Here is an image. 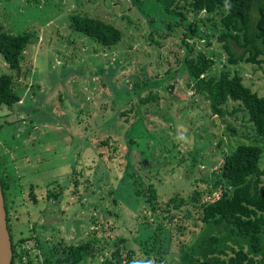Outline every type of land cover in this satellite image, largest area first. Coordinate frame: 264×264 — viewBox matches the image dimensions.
Listing matches in <instances>:
<instances>
[{
	"label": "rangeland",
	"instance_id": "374dc122",
	"mask_svg": "<svg viewBox=\"0 0 264 264\" xmlns=\"http://www.w3.org/2000/svg\"><path fill=\"white\" fill-rule=\"evenodd\" d=\"M73 12L116 24L124 32L120 45L105 48L75 30ZM187 18L201 32L187 39L196 45L192 55L202 50L216 60L211 74L238 72L264 95V63L231 64L218 21L205 11ZM173 19L155 0H0V32L31 33L20 70L0 54V74H16L21 95L13 105H0V171L11 181L16 236L36 230L43 250L97 236L100 245L126 238L145 258L140 240L162 224L171 241L166 256L153 264H184L182 243L211 231L201 220L195 188L211 189L213 196L222 186L225 156L241 143L264 150V140L239 102L229 100L225 115L215 114L209 99L189 84L181 67L187 26L170 28ZM177 68L169 79L168 71ZM159 83L153 87L158 98L140 103L138 91ZM140 108L143 121L137 124ZM127 122L134 123L130 148ZM128 150L134 166L119 185L108 167L102 181L96 179L102 172L95 154L103 165L116 159L126 168ZM151 182L159 189L157 200L146 194ZM23 246L44 260L33 239ZM101 257L80 264H99Z\"/></svg>",
	"mask_w": 264,
	"mask_h": 264
},
{
	"label": "trees",
	"instance_id": "16d2710c",
	"mask_svg": "<svg viewBox=\"0 0 264 264\" xmlns=\"http://www.w3.org/2000/svg\"><path fill=\"white\" fill-rule=\"evenodd\" d=\"M155 1L163 7L166 16L174 18L168 22L170 28L178 25L187 26L182 38L184 54L181 58V67L186 68L193 81L189 84L196 92L204 94L209 99L215 114L225 115V104L229 100L239 102L248 112L256 134L264 140V95H260L251 86L246 85L244 76L238 72L233 74L224 68L219 75L211 74V68L216 60L202 50L192 55L196 45L187 41L189 37L201 35L200 26L192 19H188L187 15L190 12L196 15L205 11L214 17V23L216 19L222 26L219 40L224 43L223 48L228 53V61L231 64L242 61L263 64L264 0H227L230 5L228 8L225 7L226 0ZM181 3L186 4L188 8L181 7ZM71 25L105 48L118 47L124 36V32L116 24L79 12H73ZM30 39L31 33L0 32V54L11 68L21 69ZM180 69L174 71L170 69L167 73L170 75L169 79ZM15 75L0 74V105H13L20 100L21 95L16 89ZM160 84H153L141 93L138 91L141 101L139 102L148 104L150 99L158 98L157 91H153L156 88L153 87H158ZM138 111V117H141L142 108ZM138 120L143 121V118L137 119V124ZM133 126L134 123L126 124L125 137L128 139L129 148L132 143L129 131ZM263 152L262 146L258 144H239L233 152L225 156L220 168L219 180L222 183L220 189L212 196L211 189L203 192L195 188L194 200L196 205L199 202L201 220L211 231L199 234L190 244L182 243L180 259L184 264H264V170L260 167ZM126 154H129V161L125 163L126 168L125 166L120 168V162L117 163L116 159H110L109 166L103 165L99 161L100 155L95 154L93 161L100 167L96 171L102 172L98 175L101 178L96 175V179L102 181L108 167L111 182L119 185L127 167L134 166L130 150ZM0 182L12 240V264H80L87 258L98 256H102L99 264H153L154 258L166 256L171 234L164 231L162 224L141 238L140 245L145 258L138 255L134 248L128 247L126 238L105 240L100 245L97 236L82 243L67 245L58 243L51 250H43L44 244L36 230H32L33 233L29 232L27 235L20 232V236H16L12 218L13 205L9 197L11 181L3 176L1 171ZM148 187L146 194L157 200L159 189L153 182ZM31 188H34V185ZM203 199L205 200L202 201ZM31 239L42 248L45 256L42 262L33 259L30 249L23 246ZM108 247L112 249L110 254L105 253Z\"/></svg>",
	"mask_w": 264,
	"mask_h": 264
},
{
	"label": "water",
	"instance_id": "95a60500",
	"mask_svg": "<svg viewBox=\"0 0 264 264\" xmlns=\"http://www.w3.org/2000/svg\"><path fill=\"white\" fill-rule=\"evenodd\" d=\"M13 247L11 234L8 228L5 198L0 182V264H12Z\"/></svg>",
	"mask_w": 264,
	"mask_h": 264
},
{
	"label": "clouds",
	"instance_id": "9594fccd",
	"mask_svg": "<svg viewBox=\"0 0 264 264\" xmlns=\"http://www.w3.org/2000/svg\"><path fill=\"white\" fill-rule=\"evenodd\" d=\"M225 7L226 8L230 7V5L227 3V0H226V3H225Z\"/></svg>",
	"mask_w": 264,
	"mask_h": 264
}]
</instances>
